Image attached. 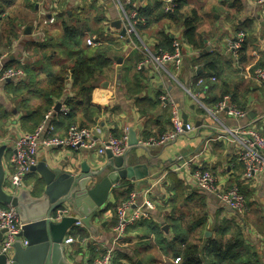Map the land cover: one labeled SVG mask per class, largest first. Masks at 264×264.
<instances>
[{
  "label": "crops",
  "instance_id": "0c3cea01",
  "mask_svg": "<svg viewBox=\"0 0 264 264\" xmlns=\"http://www.w3.org/2000/svg\"><path fill=\"white\" fill-rule=\"evenodd\" d=\"M173 1L179 8L169 14L165 7ZM132 2L137 14L145 10L151 14L147 22L139 15L138 35L129 36L123 34L126 25L115 0H0V55L5 56L9 67H22L24 71L19 81L0 82V149L5 147L6 180L11 174L14 143L19 136L37 130L39 126L34 124L39 119L35 111L40 106L52 104L54 110L60 103L61 109L67 108V113L54 116L58 137H65L71 125H83L92 131L94 150H40L38 163L46 160L51 169L73 174L81 172L83 163L94 170L108 163L107 155H99L98 148L110 137L121 139L125 130L129 135L133 129L138 140L159 138L171 131L176 109L194 130L162 147L129 151V163H147L149 177L139 183L126 180L116 187L108 206L94 217L91 227L77 216L83 225L73 226L63 241L69 260L94 264L113 248L118 264H176L165 248L178 235L201 245L204 236L213 237L218 228L229 223L246 229L247 241L252 242L264 262V237L216 197L199 192L191 177L192 171L203 168L216 177L222 190L239 187L253 206L251 209H257L264 218V175L243 178L244 165L238 148L220 138L217 122L205 109L229 96L247 116L235 119L223 114V123L229 127L251 126L264 136V87L252 77L255 70L264 66V11L260 0ZM193 13L198 22L194 41L188 42L184 22ZM52 18L54 23H45ZM4 22L9 28L2 27ZM241 31L248 38L235 58L227 43ZM94 37L102 45H87V40ZM175 37L182 39L184 45L181 69L167 65L174 77L155 68L138 69L144 57L143 44L168 51ZM104 49H109L110 65L101 69L94 61L93 75L85 77L87 84L76 87L72 68L79 58L85 53L92 59L96 51ZM66 67L61 76H66L67 90L60 97V88L50 86L49 78L58 76ZM164 96L166 103L161 101ZM69 97L74 101L73 110L65 103ZM87 104L100 111L88 110ZM25 185L24 189L35 197L46 188L36 172L26 176ZM147 190L156 205L151 218L130 226L116 241L117 206L130 191ZM67 207L73 216V208ZM68 237H73V244L65 245Z\"/></svg>",
  "mask_w": 264,
  "mask_h": 264
},
{
  "label": "built area",
  "instance_id": "2783aa9c",
  "mask_svg": "<svg viewBox=\"0 0 264 264\" xmlns=\"http://www.w3.org/2000/svg\"><path fill=\"white\" fill-rule=\"evenodd\" d=\"M120 13L121 21L126 25V33L129 36L138 35L137 24L138 14L136 5L132 0H115ZM264 11V0H260ZM177 8L176 2L170 3L165 7L166 12H173ZM54 19H50L45 23H54ZM247 40L245 32L237 33L227 43V49L238 58L240 51ZM87 45L96 47L102 45L101 40L94 37L87 40ZM182 39L175 37L172 42V52L163 50H153L143 44L144 57L140 62L138 69L155 68L160 73H166L174 77L168 64L179 71L182 67ZM24 77V71L20 68L9 67L6 64L4 55H0V82L9 80L19 81ZM261 86L264 87V67L254 71L252 76ZM203 80H199L202 84ZM187 92L191 95L190 91ZM161 101L168 102L167 97H161ZM196 102L202 106L201 100L196 98ZM211 117L215 119L220 131V138L229 144L236 145L238 148L239 159L244 165L243 178L246 180L253 179L257 176L264 175V136L251 126H226L220 119L221 115H227L235 119H243L247 113L234 105L229 96L223 97L215 106L210 109L205 108ZM66 107L60 109L59 112L51 110L48 112L41 125L32 134H24L19 136L14 143V153L10 161L11 174L5 189L8 193H15L25 188V178L31 173V168L38 164L40 150L43 148H67L75 151L94 150L96 141L93 139L92 131L87 127L72 125L65 137L56 135V126L54 124V116L59 113H67ZM173 129L164 133L160 138H150L139 140V145L143 147H162L177 140L180 135L194 130L193 125L186 124L174 109ZM128 148V130H125L121 139L110 137L103 145L98 148V154L104 156L108 150H111L115 156H123ZM187 165V162L184 163ZM192 180L199 192L213 195L226 208L231 209L238 217H243L248 212L247 200L241 189L234 186L230 189L222 190L217 184L216 177L208 170L197 168L192 171ZM156 209L155 203L149 198V191L136 192L132 191L128 199L122 202L116 210V227L115 240L122 238L128 228L141 221L151 218L153 211ZM72 216V211L67 205L58 209L56 215L52 218L55 222H60L65 217ZM83 223L78 221L75 226H82ZM0 230L5 231L0 243V254L8 258V264L12 263L14 256V246L20 240L24 247L28 245L26 239L20 237L23 232V224L19 214L11 205L0 204ZM65 245L74 243L73 237L65 239ZM116 254L113 248H110L107 254L94 264H115ZM176 264L181 263L180 258H176Z\"/></svg>",
  "mask_w": 264,
  "mask_h": 264
},
{
  "label": "water",
  "instance_id": "95a60500",
  "mask_svg": "<svg viewBox=\"0 0 264 264\" xmlns=\"http://www.w3.org/2000/svg\"><path fill=\"white\" fill-rule=\"evenodd\" d=\"M120 25V23H118ZM30 33V29H28ZM126 30H123V34ZM58 103L55 111L59 112ZM187 118H184V127ZM186 128V127H185ZM133 148L147 151L149 147L139 145L137 133L131 129L128 135V148L123 156H115L111 150L106 152L109 162L100 169H91L87 163L81 165L77 174L62 169H51L46 160L31 168L39 173L46 188L39 197L32 196L23 189L18 194H10L5 189L7 183L6 169L3 163L5 147L0 149V204L11 205L19 214L23 232L20 237L28 245L23 246L19 240L14 246L11 264H76L69 260L63 241L68 231L81 217L87 226L95 216L108 206L116 187L123 181L140 182L150 175V168L145 164H130L128 153ZM69 205L74 215L63 218L60 222L52 220L58 209ZM5 231L0 230V243ZM0 264H8V258L0 254Z\"/></svg>",
  "mask_w": 264,
  "mask_h": 264
},
{
  "label": "trees",
  "instance_id": "16d2710c",
  "mask_svg": "<svg viewBox=\"0 0 264 264\" xmlns=\"http://www.w3.org/2000/svg\"><path fill=\"white\" fill-rule=\"evenodd\" d=\"M177 8L175 9V12L177 11ZM150 14L151 12L149 10H145V11L140 12L138 16L139 15L142 16L143 18H145L147 22L150 20L149 18ZM197 22H198V18H197L196 13H193L192 17L187 18L184 22V26H185L184 36L186 37V40L188 42L194 41L193 39L195 35V25ZM172 42L170 46H172ZM245 45H246V42L243 48L245 47ZM167 50H168L167 52H172L173 48L171 47L170 49H167ZM242 50L240 51V53L242 52ZM89 54L91 55L90 51H89ZM94 54L95 56L90 57L92 59H89V57H87V55L84 53L85 56H81L78 62L76 63V66L72 68L73 70L72 77H73L74 84L76 85V87L79 85L87 84L86 83L87 80L85 77L86 76L90 77L93 75L94 70H91V66L93 65L94 61H96L98 65L100 64L99 66L101 69H103L104 67L106 68L110 65V59L108 57L109 49L98 50ZM67 68L68 67L64 68L63 69L64 71H61L58 76H51L49 78L50 86L56 85L58 89L60 88L59 89L61 93L60 97L64 96V93L67 90L66 76L63 75V78L61 76V73L65 72ZM73 102L74 101L70 100V97L65 99V103L72 110L74 109L72 105ZM51 105L52 104H50L47 107L40 106L38 108L40 110L37 109L35 111V114H37V118L39 119L34 124L35 127L41 125V123L43 122L42 120H44L43 118L45 117L44 113L46 114V112H49L52 109ZM87 109L88 110L92 109L93 111H100V108L91 107L89 104H87ZM81 127H85V126L82 125ZM163 134L164 133H162L161 136ZM144 139H150V138L144 137ZM131 192L132 191H130V193ZM118 207L119 205L117 206V208ZM247 207H248V212L245 213L243 217H241L242 220L244 221V223H246V226H249V225L253 226L254 229L260 235L264 237V218L262 217V215L259 213L257 209H253V210L251 209V207L253 206L249 204L248 201H247ZM250 209L251 211H249ZM246 238H247V235H246L245 228L243 229L242 227H239L238 224L234 225V224L228 223L218 228L213 237L205 238L204 236V242L201 245L195 242L194 243L188 242L186 237L178 235L175 240H173L171 243L166 245L165 249H166V254H168L169 256H172L173 259L180 258L181 259L180 264H264L262 257L257 252L255 247L252 245V242L247 241ZM250 242L251 244H249ZM132 263L137 264L135 262H132ZM115 264H118V263L116 262Z\"/></svg>",
  "mask_w": 264,
  "mask_h": 264
},
{
  "label": "rangeland",
  "instance_id": "374dc122",
  "mask_svg": "<svg viewBox=\"0 0 264 264\" xmlns=\"http://www.w3.org/2000/svg\"><path fill=\"white\" fill-rule=\"evenodd\" d=\"M2 27H6V28H9V24L7 22H4V24H2ZM20 69H22V67H20ZM23 70V69H22ZM66 92V91H65Z\"/></svg>",
  "mask_w": 264,
  "mask_h": 264
}]
</instances>
